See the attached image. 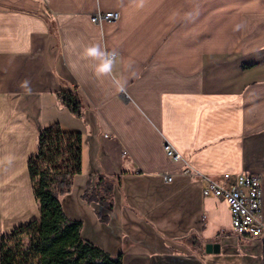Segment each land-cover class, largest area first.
<instances>
[{
  "label": "crops",
  "instance_id": "obj_1",
  "mask_svg": "<svg viewBox=\"0 0 264 264\" xmlns=\"http://www.w3.org/2000/svg\"><path fill=\"white\" fill-rule=\"evenodd\" d=\"M92 44L117 53L111 75L82 56ZM68 87L80 117L57 99ZM52 123L82 135L60 202L83 238L122 264H261L264 236L232 233L225 201L201 190L257 174L264 212V0H0V236L39 216L28 159ZM97 171L122 174L111 210L81 199Z\"/></svg>",
  "mask_w": 264,
  "mask_h": 264
},
{
  "label": "trees",
  "instance_id": "obj_2",
  "mask_svg": "<svg viewBox=\"0 0 264 264\" xmlns=\"http://www.w3.org/2000/svg\"><path fill=\"white\" fill-rule=\"evenodd\" d=\"M56 96L71 114L82 116L85 105L77 88L60 90ZM28 172L39 216L1 234L0 264H122L120 253L111 255L83 238L81 220L69 219L60 202L82 172L80 132L65 131L59 123L44 126L37 135L36 151L28 159ZM121 175L91 173L81 199L111 210L113 188H120ZM96 216L101 222L109 219L108 214L96 212Z\"/></svg>",
  "mask_w": 264,
  "mask_h": 264
},
{
  "label": "built area",
  "instance_id": "obj_3",
  "mask_svg": "<svg viewBox=\"0 0 264 264\" xmlns=\"http://www.w3.org/2000/svg\"><path fill=\"white\" fill-rule=\"evenodd\" d=\"M117 16V12L114 11L96 12L92 14L91 20L93 22L114 21ZM165 151L170 157H177L167 145ZM164 178L170 180L169 174H165ZM201 193L203 196L212 195L225 201L230 215L232 233L250 238L264 236V212L261 208L262 188L257 174H238L231 183L226 175L218 179L205 178Z\"/></svg>",
  "mask_w": 264,
  "mask_h": 264
},
{
  "label": "clouds",
  "instance_id": "obj_4",
  "mask_svg": "<svg viewBox=\"0 0 264 264\" xmlns=\"http://www.w3.org/2000/svg\"><path fill=\"white\" fill-rule=\"evenodd\" d=\"M145 4V0H138V7H143ZM71 46L75 48V44L69 41ZM82 56L85 58H90L96 62L94 72L98 77L111 75L113 73V68L116 60L117 53L109 52L105 49H102L99 44H92L90 46H86L83 49ZM69 67L75 69L76 65L74 63H70ZM135 75V73H133ZM125 82H121L120 79H113V84L116 90L120 93H124ZM22 87L28 88L29 81L24 80L21 83ZM31 89L29 88V91Z\"/></svg>",
  "mask_w": 264,
  "mask_h": 264
},
{
  "label": "water",
  "instance_id": "obj_5",
  "mask_svg": "<svg viewBox=\"0 0 264 264\" xmlns=\"http://www.w3.org/2000/svg\"><path fill=\"white\" fill-rule=\"evenodd\" d=\"M205 249H206L207 252H211V251L218 252L219 246L216 243H214V244H207L205 246Z\"/></svg>",
  "mask_w": 264,
  "mask_h": 264
},
{
  "label": "rangeland",
  "instance_id": "obj_6",
  "mask_svg": "<svg viewBox=\"0 0 264 264\" xmlns=\"http://www.w3.org/2000/svg\"><path fill=\"white\" fill-rule=\"evenodd\" d=\"M72 186H73V184H72ZM71 189H72V188H71ZM71 189H70V191H71ZM70 191H69V192H70ZM69 192H68V193H69ZM81 222H82V221H81ZM90 242H91V241H90Z\"/></svg>",
  "mask_w": 264,
  "mask_h": 264
}]
</instances>
